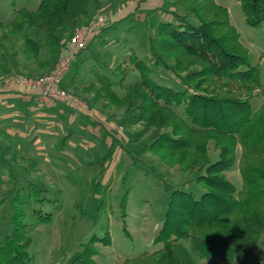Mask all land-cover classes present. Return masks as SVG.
Here are the masks:
<instances>
[{
	"label": "trees",
	"instance_id": "1",
	"mask_svg": "<svg viewBox=\"0 0 264 264\" xmlns=\"http://www.w3.org/2000/svg\"><path fill=\"white\" fill-rule=\"evenodd\" d=\"M114 1L40 0L34 9H16L11 20L0 21V50L5 51L0 54L5 61L2 70L10 72L4 43L8 35L21 41L16 48L15 43L11 45L15 50L10 56L14 67L29 73V62H36L44 69L43 75L55 65L74 30L90 25L95 14ZM238 2L248 24L264 21V0ZM170 5L182 12L169 10L170 18L159 21L148 38L152 69L130 53L129 60L138 70L140 81L124 87L129 73L124 66L112 70L117 80L102 70H92L100 84L93 99L124 107L134 119L132 124L144 125V148L163 164L176 166L187 176L186 183L198 181L204 191L195 198L190 192L173 189L155 238L163 247L126 258L121 264H206L197 260L213 256L236 264H264V67L260 71L258 65L250 64L249 52L225 6L215 0H170ZM79 54L70 67L73 90L77 89L74 78ZM21 56L24 61L19 63ZM104 68L109 70V65L104 64ZM158 68L174 74L179 88L156 79L153 73L159 72ZM202 80L211 85V91L200 89ZM116 84L122 93L116 90ZM216 85L218 92L223 88L225 94L215 92ZM61 86L64 88L63 83ZM93 86L90 81L85 89ZM255 91L262 102L252 108ZM211 142L218 153L215 161L208 155ZM235 165L240 188L227 175ZM16 205L12 198V229L0 245V264H30L28 247L32 239L24 223L25 214ZM43 220L50 221V215ZM183 239H188L189 249L182 244ZM102 241H109V236ZM91 242L64 264H97Z\"/></svg>",
	"mask_w": 264,
	"mask_h": 264
},
{
	"label": "rangeland",
	"instance_id": "2",
	"mask_svg": "<svg viewBox=\"0 0 264 264\" xmlns=\"http://www.w3.org/2000/svg\"><path fill=\"white\" fill-rule=\"evenodd\" d=\"M39 1L0 0V21L11 20L16 9L36 8ZM215 1L228 9L230 22L249 52L250 64L258 65L262 71L264 21L260 25L248 24L238 0ZM140 5L149 8L147 11L137 10ZM169 10L182 12L179 8L174 9L170 0H115L112 5L95 14L90 23L94 27L87 33V44H91L79 52L76 67L79 75L75 81L77 89L71 91L64 87L93 110L90 116H86L68 106L66 114L76 112L84 118L85 127L88 125L92 129L79 127L70 119L60 117L52 118L53 123L49 125L40 123L41 128L50 129L54 126L57 132L64 131L49 139L51 144L58 145L61 142L62 146L44 152L46 164L53 163L51 167H44L42 162L37 167L33 166L31 160L20 157L21 151L8 148L9 137L0 133V245L12 229L13 198L16 207L25 214L24 223L32 239L28 247L30 264H64L91 239L97 264H121L126 258L152 253L163 247L155 238L163 225L173 189L190 192L195 198L203 193L204 189L198 181L186 183L187 176L179 172L176 166L163 164L157 155L144 148L147 137V134L141 133L144 125L141 122L132 124L134 119L125 113L124 107L116 108L101 99H93L100 84L96 82L92 70L103 71L110 79L117 80L112 70L118 65L124 66L129 71L122 83L124 87L140 81L138 70L129 60L130 53L143 59L146 66L152 69L149 64L148 38L152 37L159 21L170 18ZM104 28L107 29L105 32L102 31ZM8 37L4 43L8 47L7 64L10 72L2 70L1 65L5 61L0 58V80L16 74L34 77L44 72L38 63L32 61L29 62V73L17 70L10 59L15 51L11 45L15 43L16 48L21 45V41L10 35ZM4 52L0 50L1 55ZM39 56L42 58L43 52ZM17 60L23 62L24 57ZM106 63L109 70L104 68ZM158 69L159 72L153 73L156 79L173 89L179 88L174 74ZM90 81L94 82V86L85 89ZM199 84L202 91L212 90L205 80ZM115 88L122 93L119 84ZM214 89L218 92L219 88L216 85ZM232 89L235 91V87ZM224 90L221 88L222 92L218 94H225ZM251 102L252 108L261 104L262 98L258 91H255ZM19 117L23 118L22 115ZM91 118L97 121L99 128ZM22 120L27 124L25 119ZM25 124L17 126V129L25 131ZM62 133H69L64 143ZM36 136H29L28 139L33 138V142ZM24 140L28 141L26 138ZM208 155L211 161L218 158L212 142L209 143ZM100 157H104L102 162L99 161ZM227 175L235 187L240 188L241 179L236 165ZM49 215L50 221L43 220ZM106 235L109 241L103 243L102 239ZM181 242L189 249L188 239ZM197 261L236 264L235 261H223L215 256ZM248 264L262 263L251 261Z\"/></svg>",
	"mask_w": 264,
	"mask_h": 264
},
{
	"label": "crops",
	"instance_id": "3",
	"mask_svg": "<svg viewBox=\"0 0 264 264\" xmlns=\"http://www.w3.org/2000/svg\"><path fill=\"white\" fill-rule=\"evenodd\" d=\"M142 5H140L137 10L141 11L143 9V11H147L146 9L149 8V6L143 7ZM72 71L73 70L70 68V70L64 76L62 82L64 87L66 86V88H69L71 91H73V85L71 86L69 83L71 74L73 73ZM78 75L79 73L77 74L76 78ZM76 78H74V84ZM1 84L2 82L0 85ZM38 93L39 89L37 87H20L15 90L6 89L3 87L0 88V133H3L9 137L7 139L8 148L12 147L16 148L17 151H21L20 157L25 156L28 160H31L33 166L35 165L37 167L42 162L44 167H51L50 165L53 163L49 162L46 164L45 161H47V157L44 155V152L46 153L49 149L55 150L57 147L59 148L62 146L61 142L58 143V145L51 144L49 139L52 136H56L58 133L64 131L60 130L57 132L54 126H51V130L49 128L44 129L41 128L39 124H43L44 122L45 124L49 125L53 123L52 118L60 117L61 119H70L71 122L79 125V127L91 128V126L86 125L85 127V123L83 124L82 121L84 118L82 116H78L76 114V110H74L76 112L67 115L65 112L66 109H69L67 105L55 102L50 108H43L39 103ZM21 115L23 118L19 117ZM85 115L87 116V114ZM22 119H25L27 124H25ZM93 122L96 123L97 128L100 127L96 120H93ZM24 124L26 127L25 131L17 129V126ZM105 129L108 131L106 127ZM39 132L40 137L36 136ZM62 134L64 135L62 136V143H64L65 138L69 133ZM29 136H36L35 138L37 139L35 140L34 138L35 141L32 142L33 138L28 139ZM25 138L28 141H25ZM22 140L25 142H22ZM0 151L2 152V148H0ZM50 170L52 172V169Z\"/></svg>",
	"mask_w": 264,
	"mask_h": 264
},
{
	"label": "built area",
	"instance_id": "4",
	"mask_svg": "<svg viewBox=\"0 0 264 264\" xmlns=\"http://www.w3.org/2000/svg\"><path fill=\"white\" fill-rule=\"evenodd\" d=\"M93 27V25L77 27L67 44L61 48L57 62L48 72L37 77L17 74L2 82L0 88L15 90L20 87H37L39 89L38 100L43 108H50L53 103L57 102L90 116L93 110L88 104L67 92L61 84L79 52L86 47L87 33Z\"/></svg>",
	"mask_w": 264,
	"mask_h": 264
}]
</instances>
